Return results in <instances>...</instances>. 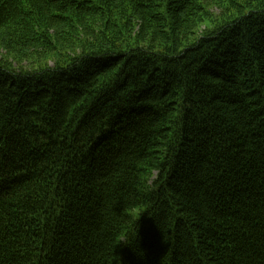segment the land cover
Wrapping results in <instances>:
<instances>
[{"label":"trees","instance_id":"trees-1","mask_svg":"<svg viewBox=\"0 0 264 264\" xmlns=\"http://www.w3.org/2000/svg\"><path fill=\"white\" fill-rule=\"evenodd\" d=\"M0 52V264H264V0H0Z\"/></svg>","mask_w":264,"mask_h":264},{"label":"rangeland","instance_id":"rangeland-1","mask_svg":"<svg viewBox=\"0 0 264 264\" xmlns=\"http://www.w3.org/2000/svg\"><path fill=\"white\" fill-rule=\"evenodd\" d=\"M4 55H5L4 52H0V56H4ZM6 58H7V56H6Z\"/></svg>","mask_w":264,"mask_h":264}]
</instances>
